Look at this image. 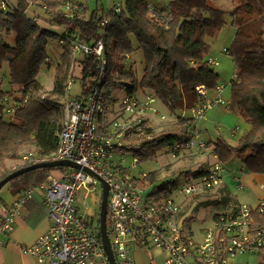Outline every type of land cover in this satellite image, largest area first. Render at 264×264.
I'll list each match as a JSON object with an SVG mask.
<instances>
[{"label": "trees", "instance_id": "obj_1", "mask_svg": "<svg viewBox=\"0 0 264 264\" xmlns=\"http://www.w3.org/2000/svg\"><path fill=\"white\" fill-rule=\"evenodd\" d=\"M86 1L6 0L5 9H0V180L33 164L21 162L25 151L38 159H48L56 152L63 117L61 100L72 63L79 69L74 80L79 82L80 93L75 97L87 95V73L92 70L94 74L95 65L88 56L76 58L70 48L74 39L89 43L101 39L113 87L123 86L131 95L153 96L179 121L180 133L153 137L151 127L145 136L130 139L140 146L134 158L144 163L164 148L185 144L192 124L190 111L201 103L195 88L203 85L209 95L218 85L220 77L207 62L209 40L217 37L228 20L235 28L225 49L234 64V77L225 109L249 129L235 146L220 138L206 145L219 162L226 164L235 157L241 171L264 175V0H232L235 4L229 12L215 6L219 0H123L119 13L114 12L116 5L88 12ZM67 3L77 9L65 11ZM104 20L109 27L101 36ZM12 37L14 44L10 45ZM54 47L60 50L59 61L48 53ZM136 52L143 57L141 78L128 63ZM43 65L54 69L48 93L37 80ZM4 100L17 106L10 120L3 119ZM8 161L20 164L7 169ZM60 169L64 168L33 170L4 187L17 196ZM204 173L198 170L196 176ZM135 185L165 192L158 172L147 174ZM251 215L256 227L264 224L259 206L252 208Z\"/></svg>", "mask_w": 264, "mask_h": 264}, {"label": "built area", "instance_id": "obj_2", "mask_svg": "<svg viewBox=\"0 0 264 264\" xmlns=\"http://www.w3.org/2000/svg\"><path fill=\"white\" fill-rule=\"evenodd\" d=\"M5 6L6 0H0V9ZM70 8L77 9V6L67 3L65 11ZM120 11L121 6L117 4L114 12ZM108 27V20H104L99 34L104 35ZM70 48L74 55L90 57L95 65L94 74L92 70L87 73L90 89L85 96L70 95L74 78L79 77L78 66L72 63L61 100L63 117L56 152L48 159H38L28 152L21 162L34 164L57 160L74 163L79 168L62 167L64 169L48 174L41 184L17 195L0 215V236L13 231L21 210L38 194L49 226L31 245L21 246L22 253L39 264H111L99 237V224L96 225L94 219L89 221L86 202L75 203L80 190L86 196L103 181L108 187L106 235L113 264H134V250L148 247L163 251L165 264H233L237 257L246 254L258 256L261 258L259 264H264V224L256 227L253 223L254 207L240 204L218 214L202 231L201 238L196 239L179 224L180 209L173 199L174 190L164 186L165 192H161L151 186L135 185L147 174L133 175L132 169L140 164L133 152L140 146L129 140L146 135L151 128L148 121L151 115L162 121L166 120V115L156 108L157 100L151 95L141 97L125 92L121 99L113 96L111 89L114 87L107 76L108 60L101 39L91 43L74 39ZM225 54H228L226 50ZM207 62L212 68L218 66L214 58L209 57ZM224 88L218 84L212 96L203 85L195 88L201 103L190 111L192 124L187 142L176 143L169 149L173 158L181 151H208L195 122L204 120L213 107L224 104ZM116 101L118 113L106 120V111L116 106ZM3 104L2 113L12 119L16 104L6 100ZM231 133L235 135L236 131ZM126 155L137 160L131 168L124 165ZM209 155L214 160L213 165L197 181L184 186L179 191L180 196L197 195L223 186L225 164L211 151ZM257 188L264 193V182ZM235 189L240 192L242 187L237 185ZM258 206L259 212L264 214V200Z\"/></svg>", "mask_w": 264, "mask_h": 264}, {"label": "rangeland", "instance_id": "obj_3", "mask_svg": "<svg viewBox=\"0 0 264 264\" xmlns=\"http://www.w3.org/2000/svg\"><path fill=\"white\" fill-rule=\"evenodd\" d=\"M154 2H165V0H153ZM123 0H87L85 2L88 12L97 9L100 12L101 8L109 9L117 4H122ZM232 0H219L215 6L219 9L229 12L234 7ZM235 35V28L231 27V21H227V24L221 29L220 33L213 40H209L211 49L209 57L214 58L218 62V66H215L214 72L220 77L218 84L224 86L223 100L224 104L221 106L213 107L206 115L204 120L195 122L197 129L200 131L201 138L207 143H213L217 139L224 140L227 144L235 146L237 141L246 133L249 129V125L244 123L235 115H231L226 111L225 106L230 100V82L233 78L234 64L232 58L225 54V49L229 48L233 37ZM14 37V36H13ZM9 38L10 45L14 44V39ZM53 61H59L60 50L58 47H54L48 50ZM76 58H82L83 55H75ZM208 57V58H209ZM138 78H141L143 74V57L141 52H136L132 56L130 61ZM77 71V69H75ZM78 72V71H77ZM70 73V70H69ZM53 75L54 69H48L46 65H43L37 80L43 86L45 92H50L53 87ZM126 89L123 86H117L111 89V93L117 99H121L125 94ZM80 93V85L77 80L72 84L70 95L75 96ZM209 96H212V92L209 91ZM156 108L166 115V120L162 121L160 117L150 116L152 126L153 137H159L164 134L180 133L181 128L179 121L174 117H170L168 110L159 102L156 104ZM224 110L220 114L218 110ZM119 111L118 101L116 106L111 107L105 113V119L111 120L116 116ZM168 115V116H167ZM5 116L3 119L5 120ZM234 129L237 133L232 136L231 130ZM211 149L208 148L206 153L197 152H184L181 151L176 158H173L169 148H164L158 152L156 158L140 163L132 169L134 176L138 177L141 173L149 174L153 172L159 173V180L164 183L168 189L174 190L173 199L178 204L179 222L182 229L193 235L196 239H200L202 231L207 228L214 215H218L225 211H229L234 208L233 200L239 202L255 204L256 201L250 193H237L233 188L228 192L225 186H222L216 190L204 191L197 195L180 196L179 191L188 183L197 181L199 176H196L198 170L206 172L213 165L214 160L209 155ZM26 152V151H25ZM24 152V154H26ZM237 159V158H236ZM136 159L131 155H126L124 165L126 168H131L136 164ZM20 162L8 161L7 169H13L18 166ZM8 187H4L0 192V197L7 193ZM102 196V186L99 183L95 188H91L90 192L84 196V191L80 190L77 193L76 204H82L86 202L88 219H94L95 224H99V209ZM99 227V225H98ZM99 232V229H98ZM147 249V250H146ZM136 249L133 253L134 264H157V260L163 259V255L156 254L152 248ZM152 249V250H149ZM152 258L154 260H152ZM245 264H259L261 258L255 255L246 254L240 257Z\"/></svg>", "mask_w": 264, "mask_h": 264}, {"label": "crops", "instance_id": "obj_4", "mask_svg": "<svg viewBox=\"0 0 264 264\" xmlns=\"http://www.w3.org/2000/svg\"><path fill=\"white\" fill-rule=\"evenodd\" d=\"M222 112L225 111L223 109L217 111L218 114ZM238 118L240 119V117ZM151 121V117H149V122L152 127L153 124H151ZM233 131L234 129L231 130V132ZM231 135L234 136L232 133ZM224 167L223 186H225L228 192L230 191V193L233 194L231 192L233 191V188H235L237 185H240L242 187L240 192L244 194L250 193L256 201L255 204H250L233 200L234 208L240 204H245L250 207H257L259 202L264 200V193L257 188L259 183L264 182V175L250 174L246 171H241V163L235 157L226 163ZM15 197L16 196L11 195L8 190L6 194L0 197V215L4 213L7 208H9ZM216 216L217 215H214L213 217L215 218ZM214 218H212V220ZM48 226L49 221L46 218L41 197L40 195L36 194L21 210L20 216L14 224L13 231L9 235L0 236V264H39L33 257L22 253L20 247L31 245L39 236L43 235L47 231ZM153 251L158 255H163V259L157 260L156 263L165 264L164 262L166 259V254L163 251L157 249H153ZM240 257L241 256L237 257L233 264H244ZM152 260L154 259L152 258Z\"/></svg>", "mask_w": 264, "mask_h": 264}, {"label": "water", "instance_id": "obj_5", "mask_svg": "<svg viewBox=\"0 0 264 264\" xmlns=\"http://www.w3.org/2000/svg\"><path fill=\"white\" fill-rule=\"evenodd\" d=\"M57 167H71V168H79V166L75 165L71 162L66 161H44V162H38L34 163L28 167L18 169L9 175H7L5 178L0 180V190L10 181L14 180L18 176L33 171L37 169H47V168H57ZM102 196H101V202H100V209H99V237L102 242L103 248L111 262L113 264L111 251L108 244V238L106 235V203H107V196H108V187L107 185L102 181Z\"/></svg>", "mask_w": 264, "mask_h": 264}]
</instances>
